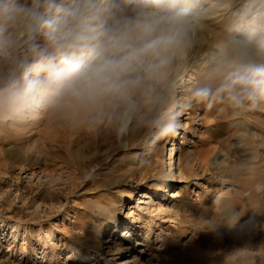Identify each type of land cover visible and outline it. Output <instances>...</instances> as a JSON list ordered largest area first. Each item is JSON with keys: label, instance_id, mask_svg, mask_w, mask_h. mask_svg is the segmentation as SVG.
<instances>
[{"label": "rangeland", "instance_id": "obj_1", "mask_svg": "<svg viewBox=\"0 0 264 264\" xmlns=\"http://www.w3.org/2000/svg\"><path fill=\"white\" fill-rule=\"evenodd\" d=\"M185 3L198 21L187 46L123 132L119 109L96 122L0 112V264H264V99L192 98L264 61V0ZM142 193L168 211L131 228Z\"/></svg>", "mask_w": 264, "mask_h": 264}, {"label": "clouds", "instance_id": "obj_2", "mask_svg": "<svg viewBox=\"0 0 264 264\" xmlns=\"http://www.w3.org/2000/svg\"><path fill=\"white\" fill-rule=\"evenodd\" d=\"M185 0H0V112L82 114L124 121L164 77L197 25ZM215 95L234 106L264 99V64L233 68ZM171 131V126L163 130Z\"/></svg>", "mask_w": 264, "mask_h": 264}, {"label": "bare ground", "instance_id": "obj_3", "mask_svg": "<svg viewBox=\"0 0 264 264\" xmlns=\"http://www.w3.org/2000/svg\"><path fill=\"white\" fill-rule=\"evenodd\" d=\"M210 24V23H209ZM209 28V26L206 24L203 25L202 29H198L197 31L198 32H203L205 29ZM202 44V43H201ZM193 55V54H192ZM196 55V53H195ZM197 56V55H196ZM195 57H193L194 59ZM264 60V59H263ZM260 64H264V61L260 62ZM113 112V111H112ZM111 118V117H110ZM129 116L128 118L124 121V128L127 127L128 123H129ZM73 121H74V118L72 120V124H73ZM114 122V121H113ZM74 128V127H73ZM115 130V129H114ZM113 130V132H115ZM118 130V129H117ZM123 132V131H122ZM120 133V132H119ZM118 131L116 132V136L117 138H120V137H124L125 136V133H122L123 135L121 136V134H119ZM61 141V140H60ZM71 146H74V143L73 142H70ZM69 146V145H68ZM180 148V146H174L172 149H171V154H170V158H169V162L167 164H169L170 166V172H171V179H175V174L174 172H172L174 169H176L177 167H174L175 165V161H174V154L176 153V151L178 150L177 148ZM71 149V148H70ZM167 184H165L164 186H166ZM180 195V191H178V189H176L175 191H173L172 195H170L171 198H176L177 196ZM142 197L144 198V200L142 199ZM140 202L137 203V205L135 206L136 207V210L138 212H140L138 215H139V218H135V216L133 215L134 212L133 211H130L129 212V217L131 219L130 223H131V228H133L135 225H136V222H139L138 219L142 220V218L147 214H152L153 211H158L159 213H163V212H167L168 210V207L166 208L165 205L163 204H159V205H155L154 203V198L152 196L149 195V193H142L141 197L138 199ZM114 217V216H112ZM150 218V217H149ZM115 219V218H114ZM151 221L153 220H149V222H144L143 225L141 226V228H144V227H147V228H150L151 229V225L152 224H149ZM143 222V221H141ZM149 229V230H150ZM123 231H126L123 230ZM126 234H123V236H126L128 235L129 237H132L133 234H130V230H128L127 232H125ZM168 234V233H167ZM162 235V234H161ZM146 239V238H145ZM139 246H144V242L141 241V243H138ZM120 249V248H119ZM81 259H84V256H81ZM139 260V257L138 255H135L133 257V259H128L127 263L131 264V263H134V261H138Z\"/></svg>", "mask_w": 264, "mask_h": 264}]
</instances>
